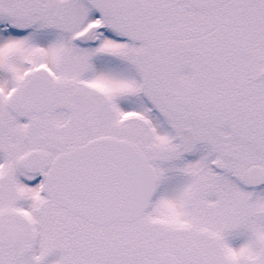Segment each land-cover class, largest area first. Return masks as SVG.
Masks as SVG:
<instances>
[{"label":"snow or ice","instance_id":"6c2138e0","mask_svg":"<svg viewBox=\"0 0 264 264\" xmlns=\"http://www.w3.org/2000/svg\"><path fill=\"white\" fill-rule=\"evenodd\" d=\"M0 264H264V0H0Z\"/></svg>","mask_w":264,"mask_h":264}]
</instances>
